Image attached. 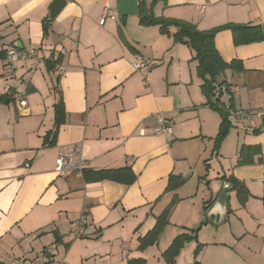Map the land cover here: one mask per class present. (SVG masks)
Wrapping results in <instances>:
<instances>
[{"label":"crops","instance_id":"obj_1","mask_svg":"<svg viewBox=\"0 0 264 264\" xmlns=\"http://www.w3.org/2000/svg\"><path fill=\"white\" fill-rule=\"evenodd\" d=\"M51 1L0 0V98L12 97L9 104L0 102V264L44 257L51 264H149L148 251L156 264H167L163 253L172 241L196 230L191 221L196 195L182 191L195 179L204 191L197 205L202 225L174 264L188 245L186 264H264V121L230 116L227 136L212 149L220 180L210 183L207 173L200 175L191 165L189 153L197 150L190 144L215 138L221 117L205 105L192 51L157 26L140 25L138 13L132 36L129 16L106 18L101 25L104 6L116 13V0H65L49 20ZM145 1L137 0L138 10L149 8ZM167 4L173 10L154 15L190 22L201 31L264 23V0ZM3 41L20 52L37 49L44 60H21L11 71ZM214 45L223 61L240 62L241 68L225 71L229 92L212 101L231 111L264 107V42L235 46L224 30ZM142 60L157 64L134 69ZM188 60L193 66L184 64ZM44 90L54 94L51 103ZM59 98L64 121L47 146L43 140L55 128L53 105ZM18 101L26 103L21 111ZM156 113L170 121L171 134L152 133ZM76 144L85 169L130 166L135 182H88L82 172L58 177L54 166L61 147ZM170 176L185 179V185L167 191ZM228 178L246 188L249 198L240 205L229 186L222 211L216 200ZM173 199L178 203L157 243L139 250V240Z\"/></svg>","mask_w":264,"mask_h":264},{"label":"trees","instance_id":"obj_2","mask_svg":"<svg viewBox=\"0 0 264 264\" xmlns=\"http://www.w3.org/2000/svg\"><path fill=\"white\" fill-rule=\"evenodd\" d=\"M139 24L142 26H157L161 34L172 38L176 44L187 46L192 51L191 61L195 62V72L197 77L201 80V92L206 98V103L209 108L217 111L220 114L221 122L219 125L218 134L214 140V149L218 150L221 141L227 136L230 122H229V110L224 109L217 101H212L215 96L222 94L219 90L221 86H226L224 81V73L229 69L239 68L241 63L231 61L229 63L223 61L217 52L214 45L215 35L224 30H228L232 34L233 44L235 46L246 45L251 43L264 42V23L259 24H234L228 23L221 26H217L210 30L201 31L197 29L196 25L182 20L166 19L163 17H156L153 14L152 8L139 9L138 10ZM170 28H174L173 32H170ZM4 58V57H3ZM12 97L8 100H2L5 104H9ZM54 111V129L44 137V144L51 146L54 144L58 128L64 121V105L62 99L59 98L53 105ZM85 181L99 182L110 181L123 185H131L135 182L136 176L133 173L130 166L119 169L99 170L91 171L84 169L82 171ZM225 181L229 183L232 190L236 191V196L240 205L249 198V194L242 185H240L233 178H228ZM185 183V179L170 176L167 191H173L179 188ZM174 199L165 208L163 213L157 218L154 228L142 239L139 240V250H144L149 246H153L157 243L158 238L168 224V217L171 213L174 205ZM198 229L192 231V235L180 234L178 235L163 253V258L167 264H174V259L180 252L183 244L189 240L196 239V233ZM198 249V247H197ZM196 254V250H195ZM128 264H144L143 260H133Z\"/></svg>","mask_w":264,"mask_h":264},{"label":"built area","instance_id":"obj_3","mask_svg":"<svg viewBox=\"0 0 264 264\" xmlns=\"http://www.w3.org/2000/svg\"><path fill=\"white\" fill-rule=\"evenodd\" d=\"M116 13L109 6H104L100 24L102 25L106 18H115ZM1 52L3 53L4 62L6 66L12 71L15 70L17 64L21 60H37L43 61V58H39L38 50L30 48L27 51L20 52L13 43H7L3 41L1 43ZM155 60H142L137 61L133 64L134 69H151L156 66ZM221 92H229L227 86H221L219 88ZM25 101H18L17 107L21 111L25 107ZM229 115L236 119L251 120L253 118L260 119L264 121V107L256 110H229ZM155 125L152 128V133L154 135H167L171 134L172 126L170 121L162 113H156L154 115ZM85 169V162L81 158V146L80 145H64L61 147L59 154L55 160L54 172L58 177H67L74 173L82 172ZM224 188H229V184L224 182ZM84 224V218L81 220ZM47 258H42L40 260H27L22 262H13L12 264H51Z\"/></svg>","mask_w":264,"mask_h":264},{"label":"rangeland","instance_id":"obj_4","mask_svg":"<svg viewBox=\"0 0 264 264\" xmlns=\"http://www.w3.org/2000/svg\"><path fill=\"white\" fill-rule=\"evenodd\" d=\"M144 3H145V5L147 7H151L152 8L153 14H155L154 12H156L158 14L163 15V13L165 14L167 11L173 10L172 7L168 6L167 0H146ZM129 18H131V19L128 22V30H127V32L129 33V35L132 36V33L135 32V28H137V22H136V19H135L136 16L134 17V15H129ZM115 19L117 21H119V17L118 16H116ZM166 19H169V18H166ZM131 20H133V21H131ZM183 48H184V50L188 51L189 56H187V55L186 56H187V59H190V53H191L190 50L186 49V47H183ZM20 62L21 61H19L18 64ZM184 64L191 65L192 63H190L189 60H188V62H184ZM191 66H193V65H191ZM51 79H53V78H51ZM44 92H45L46 100L49 103H51V101H52L51 98H53L54 94L52 93V91L50 92L49 90H47V91L44 90ZM222 93H227V92H222ZM53 101H54V99H53ZM214 140H215V138H213V137L209 138L208 136H205L202 139H199V141H197V140L194 141L193 140L191 142L190 146H194L197 151L195 153H191V152L189 153V155H190L189 161H190L191 165H193L194 169L196 170L195 172L199 173L200 175H204L205 173H207L208 174V178L207 179L210 181V183H214L216 180H220V178L217 177V174H216V170H217V167H218V161L215 158H212V149H213V145H214ZM207 162L208 163L211 162L209 167L206 165V164H208ZM204 179H205V177H204ZM195 180L190 181L186 185L184 184L185 186H184V189L182 191L185 192V195H187L188 193H192V194L195 193V195H196L195 196L196 202H195V207H194V210H193V211H195V215H194V217L192 218L191 221L196 223L194 225L196 227L195 229H197L198 227H201V225H202L201 221H200V218L198 216L197 205L199 204L198 202H199L200 198L203 197L202 193L204 191L203 192L201 191V187L198 188V186L196 185V181ZM202 186H203V189H204V185H202ZM176 189H178V188H176ZM175 203L177 204L178 202H175ZM175 203H174V205L172 207V210H173L174 206L176 205ZM185 223L188 224V222H185ZM188 225H191V224H188ZM172 228H176V227L174 226ZM162 232H161V234H162ZM161 234H160V236H161ZM167 237H168V235H167ZM167 237H166V239H167ZM163 241H165V239ZM191 241L192 240H189L187 242H191ZM187 242H185V243H187ZM184 244H183L182 248L184 247ZM192 244H193L192 247L195 246L194 243H192ZM187 248H188V251H186V253H184V256L180 259L178 264H186L185 256H186L187 253L190 252L189 248H191V247H189V245H188ZM181 249H180V251H181ZM144 255L147 258V260H149V264H156L157 260L152 261V253H151V251L146 252ZM188 259H189V257H188Z\"/></svg>","mask_w":264,"mask_h":264},{"label":"water","instance_id":"obj_5","mask_svg":"<svg viewBox=\"0 0 264 264\" xmlns=\"http://www.w3.org/2000/svg\"><path fill=\"white\" fill-rule=\"evenodd\" d=\"M117 7L116 13L119 18L129 16V15H137L138 13V2L137 0H116ZM65 4V0H52L48 5V19H53L63 8ZM44 32L47 33L46 28ZM227 193V188H223L220 192L217 200L216 206L220 207V209L225 208V197Z\"/></svg>","mask_w":264,"mask_h":264}]
</instances>
